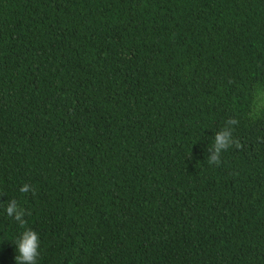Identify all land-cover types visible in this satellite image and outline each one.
Returning <instances> with one entry per match:
<instances>
[{"label":"trees","instance_id":"1","mask_svg":"<svg viewBox=\"0 0 264 264\" xmlns=\"http://www.w3.org/2000/svg\"><path fill=\"white\" fill-rule=\"evenodd\" d=\"M26 229L37 264H264V0H0V264Z\"/></svg>","mask_w":264,"mask_h":264},{"label":"clouds","instance_id":"2","mask_svg":"<svg viewBox=\"0 0 264 264\" xmlns=\"http://www.w3.org/2000/svg\"><path fill=\"white\" fill-rule=\"evenodd\" d=\"M225 144L226 134H217L215 138L217 151L223 148ZM27 190V185H24L20 188L21 192H26ZM6 213L8 216L19 221L21 226H23L24 221L21 219L22 213L17 209L15 201H11L8 204ZM38 243L39 240L36 232L30 229L24 230L20 234L19 238L15 241L17 252V254L14 256L15 264H37V257L39 256Z\"/></svg>","mask_w":264,"mask_h":264}]
</instances>
